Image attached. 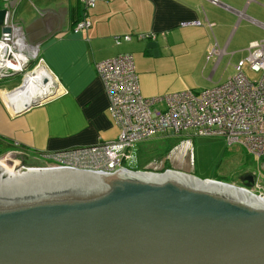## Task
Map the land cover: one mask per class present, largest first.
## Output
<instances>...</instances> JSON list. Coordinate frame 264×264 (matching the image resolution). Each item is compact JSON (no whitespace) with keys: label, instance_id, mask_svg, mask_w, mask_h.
Returning <instances> with one entry per match:
<instances>
[{"label":"water","instance_id":"obj_1","mask_svg":"<svg viewBox=\"0 0 264 264\" xmlns=\"http://www.w3.org/2000/svg\"><path fill=\"white\" fill-rule=\"evenodd\" d=\"M9 20L1 9L3 40ZM7 157L29 170L26 154ZM36 169L5 179L0 167V264H264V197L248 191L253 177L236 186L175 170Z\"/></svg>","mask_w":264,"mask_h":264},{"label":"crops","instance_id":"obj_2","mask_svg":"<svg viewBox=\"0 0 264 264\" xmlns=\"http://www.w3.org/2000/svg\"><path fill=\"white\" fill-rule=\"evenodd\" d=\"M1 9L9 12V22L24 33L26 44L38 51V59L54 78L51 88L57 83L53 96L20 111L50 90L33 93L30 81L10 93L26 81L24 76L0 79V150L20 151L31 161L40 159L42 152L117 139L119 131L109 113L96 63L132 55L141 94L152 98L186 91L182 89L188 76L209 72L206 57L215 43L225 50L223 59L246 55L249 43L264 42V0H97L86 9L81 0H0ZM82 20L90 26L74 32ZM145 34L154 38L136 39ZM126 35L131 36L129 42L115 44V37ZM217 66L209 80L216 77ZM19 75L21 80H16ZM185 136L160 137L168 142ZM170 156L178 160L177 154Z\"/></svg>","mask_w":264,"mask_h":264},{"label":"built area","instance_id":"obj_3","mask_svg":"<svg viewBox=\"0 0 264 264\" xmlns=\"http://www.w3.org/2000/svg\"><path fill=\"white\" fill-rule=\"evenodd\" d=\"M96 1L81 0V3L86 9L92 8ZM7 26L11 28L10 39L3 40L0 34V79L15 73L27 79L44 66L38 59V51L26 44L24 33L10 22ZM89 26V21L82 20L73 30L78 32ZM151 38H154L153 34L136 36L140 41ZM130 40L129 35L114 38L117 45ZM224 53L225 50L219 49L215 43L206 59L216 56L217 64ZM33 63L36 65L29 69ZM247 66L251 72L259 74L258 80H251L244 73ZM95 69L107 95L109 113L119 131L117 139L85 148L42 152L40 163L44 166L38 169L99 173L127 169L124 167L127 151L134 144L156 136H181L189 131L193 136L221 137L228 145L239 144L253 158L264 160V42L249 43L246 58L234 66V76L200 94L186 90L144 97L130 54L98 62ZM159 105L163 107L159 109ZM157 170L144 167L138 171L170 169ZM253 187L260 188L256 179ZM248 191L255 194L253 188ZM259 195L264 197L261 193Z\"/></svg>","mask_w":264,"mask_h":264},{"label":"rangeland","instance_id":"obj_4","mask_svg":"<svg viewBox=\"0 0 264 264\" xmlns=\"http://www.w3.org/2000/svg\"><path fill=\"white\" fill-rule=\"evenodd\" d=\"M245 58V54L241 56V53H237L234 57L220 59L216 64V57L215 59L212 57L209 61L210 71H206L203 75L193 74L188 76L182 90H191L200 94L206 89L223 83L234 76V66L239 60ZM214 65H218L216 77L209 80L208 77ZM244 73L251 80L259 79V74L251 72L248 66L244 69ZM20 77L22 75L16 76V80H21ZM185 135L184 139L181 140L167 142V139L156 136L145 142L134 144L127 151L128 159L124 163V167L129 170H136L140 165H143L145 169L155 171L156 169H163L164 163L168 160L171 166L170 170L182 172L181 169H186L191 172L186 174H193L197 178L217 179L236 186H242L240 183L241 175L250 171L256 176V185L260 186V188L253 187V191L256 195L260 193L264 195V160L253 158L239 144L228 145L221 137L193 136L190 131ZM166 145L171 146L168 155L166 154L167 156L165 155ZM172 154L175 156L177 154L178 160L170 159L169 157ZM5 155L7 154L0 155V161L6 164L9 169H13V164L17 160L8 157L5 159ZM43 166L44 163H36L26 167L37 168ZM21 171L25 172L24 170Z\"/></svg>","mask_w":264,"mask_h":264},{"label":"bare ground","instance_id":"obj_5","mask_svg":"<svg viewBox=\"0 0 264 264\" xmlns=\"http://www.w3.org/2000/svg\"><path fill=\"white\" fill-rule=\"evenodd\" d=\"M31 75L27 77L26 81H27V85L31 81L30 86L33 93L40 94L43 91L46 92L47 90H50L44 94L47 95L51 92V85L53 84L54 78L44 67H39ZM44 81H46L45 84L43 83ZM41 96L43 95H38L37 97H41ZM0 167L2 168L1 175L5 176V179L19 178L26 175L37 174L38 172H40L37 169H29L28 171L25 172L17 171L15 169H9L8 166L1 161H0Z\"/></svg>","mask_w":264,"mask_h":264},{"label":"flooded vegetation","instance_id":"obj_6","mask_svg":"<svg viewBox=\"0 0 264 264\" xmlns=\"http://www.w3.org/2000/svg\"><path fill=\"white\" fill-rule=\"evenodd\" d=\"M11 151V150H10ZM16 152H18V153H22V152H20V151H16ZM36 159V161H31L30 160V158H25V166H29V165H31V164H36L38 161L37 160H40V159H37V158H35ZM17 160V162H15L17 165H21V160H18V159H16ZM15 163L13 164V166L15 165ZM38 163H40V162H38ZM253 177V185H254V182H255V179H256V176H255V174H253L252 172H245L243 175H241V177H240V183L241 184H243V183H245V181H246V179L248 178V177Z\"/></svg>","mask_w":264,"mask_h":264},{"label":"trees","instance_id":"obj_7","mask_svg":"<svg viewBox=\"0 0 264 264\" xmlns=\"http://www.w3.org/2000/svg\"><path fill=\"white\" fill-rule=\"evenodd\" d=\"M167 148H166V151H165V155L170 151V149H171V146L170 145H167L166 146ZM9 150H7L6 148H4V149H1V151H0V155H2V154H5V153H7ZM43 153H39V156L40 155H42ZM168 155V154H167ZM166 155V156H167ZM160 158H162V156H160ZM144 169V166L143 165H141L140 166V169H137V170H133V171H138V170H143ZM164 169H170L169 167H168V162H165L164 163V165H163V170ZM213 180H217V179H213ZM217 181H221V180H217ZM223 182V181H222ZM226 183H228V182H226Z\"/></svg>","mask_w":264,"mask_h":264}]
</instances>
